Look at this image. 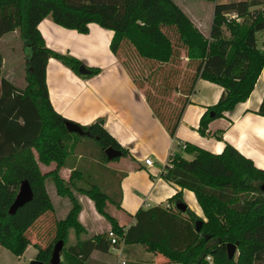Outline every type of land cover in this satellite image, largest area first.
<instances>
[{"label": "trees", "instance_id": "1", "mask_svg": "<svg viewBox=\"0 0 264 264\" xmlns=\"http://www.w3.org/2000/svg\"><path fill=\"white\" fill-rule=\"evenodd\" d=\"M49 11L56 21L80 30H86L89 21L114 30L117 35L114 52L138 87L143 84L134 75L133 66L122 56V50L130 48L138 64L147 63L151 67L149 75L155 77L148 81L149 75L143 76L150 85L143 92L153 114L165 124L171 136L175 135L188 94L198 77L221 86L218 98L206 106L197 126L201 134H208L207 122L245 100L264 69V48L256 43V32L264 33V0L215 2L207 35L174 0H0V36L19 28L26 79V85L21 88L0 76V245L21 255L32 243L37 248L35 258L48 263L53 244L62 239V258L58 264H88L93 249L108 250L110 237L106 232L65 245L70 228L76 234L84 229L78 218L81 204L74 187L87 194L108 219L118 236L116 246L120 241L144 243L176 264L264 262V169L255 166L228 142L219 152H212L191 142L181 147L179 141L160 176L180 185L181 189L164 205L139 207L133 222L126 228L105 209L108 199L120 205L117 195L111 197L91 183L78 167L71 168L68 179L60 175L58 168L65 165L66 155L82 135L69 131L64 122L70 118L54 111L48 103L40 80V56H54L79 75L95 74L99 68L85 66L87 70L82 72L80 59L41 43L35 25ZM230 12L235 17H227ZM180 47H184L185 57L195 61V67L192 74L183 71L178 78V73L182 72ZM172 90L185 92L179 105L166 101V95ZM256 112L264 116V91ZM80 125L89 131L87 135L98 140L101 159H109L104 152L107 146L121 149V155L129 154V149L106 129L103 117ZM212 135L220 138L219 133ZM38 161L45 164L54 161L55 167L41 171ZM49 176L56 192L71 203L67 213L59 219L55 217L45 185ZM23 179L30 183L33 197L11 211L10 205ZM80 179L89 185H78ZM182 188L194 192L204 219L189 207L186 215L173 207V201L182 196ZM42 217L53 220L51 236L45 242L38 236L39 241H33L28 229ZM197 218L203 220L199 230L195 229ZM235 240L240 253L234 259L227 257L225 243ZM206 255L211 257V262Z\"/></svg>", "mask_w": 264, "mask_h": 264}, {"label": "crops", "instance_id": "2", "mask_svg": "<svg viewBox=\"0 0 264 264\" xmlns=\"http://www.w3.org/2000/svg\"><path fill=\"white\" fill-rule=\"evenodd\" d=\"M174 1L203 34L207 35L212 7L217 0H191L197 5V14L191 11L189 6ZM205 2L209 3L207 15L204 12ZM203 23L205 28L202 26ZM35 30L42 44L59 52L70 53L80 59L84 66L99 68L97 73L84 76L75 73L54 56L41 54L39 59L41 84L48 103L54 111L84 125L98 117H103L109 133L121 145L129 149V154L124 155L121 161L110 160L107 163L111 165L108 166L107 163L98 160L100 158H98L100 154L98 144L96 145L97 158H94L103 167L111 169L110 176L112 175L115 180L118 178L115 195L118 196L120 205L117 206L112 199H108L105 209L117 219L122 228H126L133 222L134 213L139 207L164 205L176 190L181 189L180 185L168 182L160 176L163 165L168 161L171 152L177 148L179 141L191 142L212 152H219L224 143L228 142L240 153L249 157L255 166L264 169V116L256 112L264 91V69L259 72L245 100L237 102L233 108L224 111L222 116L214 117L207 122L208 134H201L197 126L206 106L214 103L218 98L221 86L198 77L188 94L175 135L171 136L165 124L153 114L145 98L144 88L136 85L130 71L115 54L113 44L117 35L114 30L96 21H89L87 29L80 30L75 26L56 21L51 11L38 20ZM14 39L17 41V46H20L19 28L6 31L0 36V76L23 88L26 85L25 74L22 73L24 54L22 46L13 49ZM261 47L264 48V45ZM17 67L20 68L21 75L17 72ZM212 133H219L220 138ZM90 143L89 140L82 138L75 143V146L80 147L81 150ZM147 156L153 160L151 165L144 162ZM79 161L75 158L71 163L62 166L59 169L60 175L68 179L71 168L80 167ZM38 164L40 168L41 164L44 165L40 161ZM52 167H55L54 161L42 170L47 171ZM141 169L146 171L145 178L137 175ZM76 195L81 204L78 218L84 229L76 234L70 228L66 246L74 244L77 239L107 233L111 228L108 219L96 209L89 196L81 193ZM56 197V199L64 200L63 217L70 207L68 206L70 201L66 196ZM181 197L196 215L204 217L203 210L192 190L182 188ZM52 203L53 209L57 211L55 203ZM183 214L186 215V211ZM32 240L39 241L35 232L32 234ZM29 246L30 244L19 256L28 257L27 261L35 258L37 251L35 246ZM87 263L176 264L173 259L167 258L158 250L149 249L144 243L123 241H120L115 249L109 248L104 251L93 249Z\"/></svg>", "mask_w": 264, "mask_h": 264}, {"label": "rangeland", "instance_id": "3", "mask_svg": "<svg viewBox=\"0 0 264 264\" xmlns=\"http://www.w3.org/2000/svg\"><path fill=\"white\" fill-rule=\"evenodd\" d=\"M176 1L182 5L189 6L191 8V11H195V13L197 14V10H196L197 5L195 3H192L191 0H176ZM213 1H215V0H213ZM217 1H229V0H217ZM208 5H209V3L205 2L206 10L204 9V12H206V15H207V6ZM198 7H200L199 4H198ZM202 26H203V28H205L204 23L202 24ZM16 43H17V41L15 40V46H13V49H17V47L20 48L21 46L23 47L22 39H21V45L20 46L19 45L17 46ZM256 43L260 47L264 45V33L262 31L256 32ZM179 51H180L179 52V58L181 61L179 67L182 69V72L178 73V78H180V76L183 75V71H186L187 75L192 74L194 71V67H195V61L190 60L184 56V54H185L184 47L183 48L180 47ZM22 52H23V49H22ZM23 54H24V52H23ZM122 56L127 58L129 63L133 66L132 68H133L134 75L137 77L138 81L142 82L143 88H145V87L148 88L150 86L149 82L147 83L146 77H143V76H146L147 74L149 75L151 73V71H152L151 67H149V65L147 63L146 64L145 63H139L138 64V62H137L136 58L133 56V53H132L130 48L123 49L122 50ZM15 64L18 65V63H15ZM22 64H23V72L22 73L25 74V58H24V60H22ZM16 69H17V72L21 75L20 68L17 67ZM154 77L155 76L149 75L148 81H150V79H154ZM184 94H185L184 91H180V90H174L173 91L172 90V91H170V93H168L166 95V101L174 103L176 105H179L181 98L184 97ZM177 97H178V99H176ZM82 138L89 140L91 143L88 145H85V148L81 149V150L79 149L80 147H78V146L76 147L75 146L76 144H75L74 145L75 148L74 149L71 148L70 152H68V154L66 155L64 164L71 163L72 160H74L75 158H78V160H80L79 161L80 162L79 168L82 169L84 175H86L89 178V181L91 183L97 184L98 186L101 187V189L105 190L111 197H114L115 192H117L116 186H117L118 178H116V180H115L112 175L110 176L111 169L103 167L98 162L102 161L106 164L110 160H118L119 159L121 161L124 158V155H119L117 157H113V159L111 158L108 160H104V159L99 158L100 154H98V158H99L98 160L99 161L96 162L94 160V158H97L96 157V151H97L98 147H96V145L99 144L98 140L92 136H89V135H82V137L77 139L75 143H77V141L82 139ZM31 151L33 152V155L35 157H37L36 156L37 155L36 149L32 147ZM184 155L187 158H191V156L187 153H184ZM43 164L44 165L41 164V168H40L41 171H43L42 169L46 168L47 166H50L51 162L49 164H45V163H43ZM107 165L110 166L111 164L107 163ZM61 167H59L58 169H60ZM52 168H54V167H52ZM127 174H128V170H127ZM137 175L141 176L142 178H145L146 177L145 169L139 170ZM132 176H134V175H132ZM77 182H78V185H80L82 187H87L89 185L87 182L83 181L82 179L77 180ZM45 185H46V189H47L48 193L50 194V197L52 198L51 199L52 202H54L55 206L58 208L57 211L55 209H53L55 217H56V219L61 218L63 215V212H65L64 211L65 210L64 209V200L62 198L56 199L57 198L56 196H59V195L56 192L54 182H53L51 176L46 178ZM72 188L76 191V193H81V194L87 195L85 193L78 192L74 187H72ZM184 198L188 199L187 196H184ZM70 205H71V203L68 206H70ZM172 205L175 208L174 201H173ZM120 217H121V215H120ZM202 218L204 219V217H202ZM52 226H53V220L52 219H49L47 217H42L41 221L33 224L31 226V228L28 229V233L30 235L33 234L34 232L37 233V236L39 237V239L42 242H45L47 240V238H49L51 236V233H52L51 231L53 230ZM31 237H32V235H31ZM32 245L33 244L31 243L30 246H32ZM239 253H240V246H238V244L236 243L235 250L233 252L232 257L235 259L239 255ZM19 256L20 255L13 254L5 246L0 245V264H28V262L30 261V260L27 261L28 257H26V256H25L26 258H24V256H21V257H19ZM208 260H209V262H211V257L208 258Z\"/></svg>", "mask_w": 264, "mask_h": 264}, {"label": "water", "instance_id": "4", "mask_svg": "<svg viewBox=\"0 0 264 264\" xmlns=\"http://www.w3.org/2000/svg\"><path fill=\"white\" fill-rule=\"evenodd\" d=\"M79 70L82 72H85L87 69L84 65L79 66ZM65 126L69 131L76 132L80 135H87L89 134V131L87 129H84L78 122L67 119L65 120ZM105 154L107 158H113L116 156L121 155V149L115 148L112 146H107L104 149ZM33 197V190L31 188L30 183L26 180L23 179L18 187V190L16 192L15 198L10 205V210L14 211L18 206L24 204L25 202L29 201ZM174 206L177 210L179 211H186L187 209V203L182 199V197H177L174 200ZM203 220L200 218H197L195 220V229L199 230L201 225H202ZM207 236V234H206ZM237 241L235 240L234 242H226L225 243V249H226V255L227 257H231L233 255V252L235 250V245ZM63 246V240L62 239H57L55 243L53 244V248L51 251V255L49 258V262H45L42 260H39L37 258H32L28 262V264H58L61 259L60 251Z\"/></svg>", "mask_w": 264, "mask_h": 264}, {"label": "built area", "instance_id": "5", "mask_svg": "<svg viewBox=\"0 0 264 264\" xmlns=\"http://www.w3.org/2000/svg\"><path fill=\"white\" fill-rule=\"evenodd\" d=\"M227 17H235V14L230 12V13L227 14ZM180 143H181V147H184L185 146V142L181 141ZM144 162L146 164H148V165H151L153 163V160H152V158L150 156H147L144 159ZM107 234L110 237V248L111 249H115L117 247L115 245V243L118 240V236L116 235V233L114 232V230H112L111 228L108 230ZM206 258H209V255H206ZM260 264H264V262H262Z\"/></svg>", "mask_w": 264, "mask_h": 264}]
</instances>
